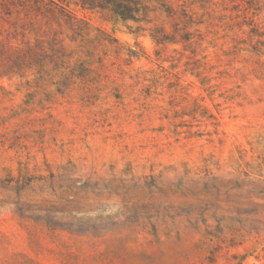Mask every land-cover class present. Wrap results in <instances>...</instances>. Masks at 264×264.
<instances>
[{"label":"rangeland","instance_id":"374dc122","mask_svg":"<svg viewBox=\"0 0 264 264\" xmlns=\"http://www.w3.org/2000/svg\"><path fill=\"white\" fill-rule=\"evenodd\" d=\"M172 1L199 30L196 57L71 5L87 35L142 58L126 66L109 47L100 84L67 94L0 79V264H264V48L250 52L240 0ZM136 67L190 97L168 82L145 96ZM194 105L208 112L193 119Z\"/></svg>","mask_w":264,"mask_h":264},{"label":"trees","instance_id":"16d2710c","mask_svg":"<svg viewBox=\"0 0 264 264\" xmlns=\"http://www.w3.org/2000/svg\"><path fill=\"white\" fill-rule=\"evenodd\" d=\"M240 2L244 22L241 25L249 29L244 34L251 43L250 52L259 55L264 48V0ZM71 5L81 11H110L122 21L136 25V29H129L127 34L136 39L148 36L155 47L181 45L182 53L189 51L196 57L202 41L200 36H195L199 30L191 29L195 23L190 11L183 5L175 7L172 0H57L52 3L0 0V79H18L27 92L30 85L41 83L53 85L58 94H67L80 84L88 87L91 80L100 84L105 77L103 70L109 47L114 58L120 60V55H124L122 63L126 66H133L142 58L143 51L137 43L135 46L139 49L121 46L113 34L98 29L93 35H87L89 22L76 15ZM200 60L191 59L189 66L197 70L194 76L209 92L212 85L207 74L209 68H205L208 63L202 62L203 71L206 70L202 73L196 65ZM260 63L258 66L264 69V63ZM135 71V78L143 84L141 90L147 97L155 94L163 82L171 85L175 98L190 97L178 79L171 81L167 74L140 67ZM160 110L164 108L160 106ZM205 112H208L205 107L194 105L190 115L194 119L204 117ZM209 118L213 117L209 115Z\"/></svg>","mask_w":264,"mask_h":264}]
</instances>
